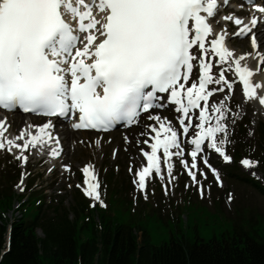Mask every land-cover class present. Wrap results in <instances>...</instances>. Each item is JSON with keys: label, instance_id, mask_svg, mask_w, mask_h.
Returning <instances> with one entry per match:
<instances>
[{"label": "snow or ice", "instance_id": "6c2138e0", "mask_svg": "<svg viewBox=\"0 0 264 264\" xmlns=\"http://www.w3.org/2000/svg\"><path fill=\"white\" fill-rule=\"evenodd\" d=\"M218 6L219 0H0V109L72 117L74 129L97 132L138 124L147 114L153 123L145 125L147 131L141 135L146 138L138 143L149 150L140 148V163L135 171L129 167L138 190L146 189L153 173L165 179L162 162L170 184L175 179L174 157L195 184L200 185L197 173L206 178L198 167L200 159L219 181L203 153L212 149L225 162L232 160L225 147L231 114L227 101L236 82L226 73L238 77L247 101L258 100L262 106L264 95L258 90L264 82H254V71L242 64L245 55L234 57L225 44L229 35L251 34V45L257 48L253 29L261 18L252 16L245 22L225 15L223 19L238 30L216 33L208 19L215 18ZM257 10L264 13V7ZM257 55L264 63V55ZM226 90L228 95L215 99ZM165 100L179 114L178 126L156 111ZM195 109L199 112L194 123ZM54 127L48 119L8 137L6 118L0 119V150L15 149V158L27 163L30 148H48L52 142L56 147L49 149L50 155L59 157L62 148ZM94 143L101 145V139ZM185 144L191 146L187 153ZM240 163L245 168L258 165L248 158ZM64 168L70 170L68 165ZM81 172L86 187H77L106 207L94 166L87 164ZM25 175L16 186L21 192ZM200 191L203 195L202 186Z\"/></svg>", "mask_w": 264, "mask_h": 264}, {"label": "rangeland", "instance_id": "374dc122", "mask_svg": "<svg viewBox=\"0 0 264 264\" xmlns=\"http://www.w3.org/2000/svg\"><path fill=\"white\" fill-rule=\"evenodd\" d=\"M235 4L239 8L244 7L240 0H233L226 7L225 12L221 11L215 19H220V15L229 14ZM241 14L245 15V10H242ZM236 29L237 27L232 23V28H229L230 32H234ZM239 39H245L248 46L249 36ZM230 48L237 49V46L230 43ZM252 64H256V57L252 60ZM258 70H264V64L258 67ZM232 75L235 77L233 81L236 83L230 94L231 98L227 101L231 114L227 120L229 142L225 145L227 154L232 157V160L225 162L212 149H206L203 153L211 166L217 170L219 181L200 159L198 167L206 174V178L197 173L200 185L195 184L179 163L178 158L174 157L173 176L175 179H172L170 184L166 166L162 162L165 179L161 180L153 173V178L146 179V189L138 190L133 183L134 177L129 172V167L135 171L140 163L141 143L138 141H141L144 136L139 135V130L143 122H148L147 114L140 118L138 124L108 133L99 134L90 131L83 134L75 130L77 132L75 137L78 139L81 149L74 159L71 158L70 151L64 153L68 155L69 159L67 164L70 166V170L68 171H62L59 164L49 168L46 159L36 160L29 157L27 163H23L15 158L13 152L7 150H0V164L10 163L11 166L8 170L16 172L17 169H21L22 173L26 174L22 185L24 191L21 192L16 187V192L24 196L29 194L31 198L46 196L45 211L47 213H53V209L58 205L72 207L74 203H77L75 194L78 192L92 207V210L87 214L88 218L96 217L97 221L101 218L106 223L142 226L149 231L151 242L154 245L170 240L172 233L179 237L186 235L192 239L197 235L203 239L214 237L221 239L228 233H231V237L235 238H245L248 234L259 239L260 236H264V195L256 186L264 185V170L260 158L254 152L258 148L261 150L264 146V113L258 114V107L254 100L247 101L243 109V93L237 83L238 77L232 72L226 73L229 79ZM226 94H229L227 90ZM162 110L178 126L171 104L166 105ZM7 113H15L20 117V120H16L15 123L10 121L9 116V120L6 121L13 135H18L31 118L42 120V117L32 114ZM45 119L48 120V118ZM60 121L63 120L58 122ZM193 121L195 122V119ZM64 122L70 124L68 120ZM38 124L35 123V125ZM125 130L133 136L132 141L127 143H125L123 134ZM97 138L101 139L99 146L94 143ZM188 138L183 137L185 141ZM114 150L115 155H113ZM190 150L191 146L185 144L186 153ZM160 154L162 156V153ZM244 157L257 161L258 165L255 168H245L240 163ZM185 158L191 159L187 155ZM87 164L95 166L100 184L98 191L106 207L84 195L83 187L85 186H83L81 169ZM77 185L83 187H77ZM201 186L203 195L200 191ZM229 194L232 195L230 201ZM20 204H15L17 210L15 215H19V217L23 214L22 210H18ZM93 204L95 206H92ZM37 205L38 200L32 198V204L23 206V209L33 216ZM11 215L14 213L11 212ZM70 217L73 218L74 214L71 213ZM236 224L242 228L245 234L242 236L234 234ZM93 225L92 221L88 223L83 231L85 237L93 235ZM38 234L39 236L44 235L41 229L38 230Z\"/></svg>", "mask_w": 264, "mask_h": 264}, {"label": "trees", "instance_id": "16d2710c", "mask_svg": "<svg viewBox=\"0 0 264 264\" xmlns=\"http://www.w3.org/2000/svg\"><path fill=\"white\" fill-rule=\"evenodd\" d=\"M262 149L254 154L264 170V146ZM10 166L0 164V264H264V236L235 238L228 233L221 239L198 235L192 239L172 233L170 240L154 245L142 226L88 218L92 207L78 192L77 203L58 205L53 213L45 211L46 196L32 197L38 200L32 216L23 209L32 204L31 196L16 192L22 171L8 170ZM256 187L264 195V185ZM16 203H21L20 217L15 215ZM90 221L93 235L85 237L83 231ZM40 229L43 236L38 234ZM234 234L245 233L236 224Z\"/></svg>", "mask_w": 264, "mask_h": 264}, {"label": "bare ground", "instance_id": "6f19581e", "mask_svg": "<svg viewBox=\"0 0 264 264\" xmlns=\"http://www.w3.org/2000/svg\"><path fill=\"white\" fill-rule=\"evenodd\" d=\"M222 7H223L222 0H219V6L217 8L219 13H220V10H222ZM224 8H223V10H224ZM241 13H242V10L238 7L237 4H235L234 8H232L230 10L229 14L220 15L219 16L220 19L212 18L211 19V21H212L211 27H212L213 31L216 32V33H221L224 30H227V32L229 34H231V33H235L238 30V29H236L234 32H230L229 28H232V22L231 21H225L223 19V17L225 15H233L235 17H240L245 22H247V21L250 20V18L252 16H259L260 14H262V13L256 11L254 6L251 7V8H246L245 15H242ZM216 17H217V15H216ZM233 25H234V23H233ZM256 29H253V32L257 31V39H258L259 48H255L254 49L252 47L250 38H249V43H248V46H247V42L245 41V39H239V38H242L244 36L236 37L234 35H229L228 37H226V46L231 51H233L234 57H239L241 55H245V60L242 61V64H245L250 70L254 71V76L252 77L254 82H264V70H261V71L258 70L259 56L257 55V53H259L260 55L264 54V22L259 27H257ZM230 43L233 44V45H236L237 49L230 48ZM255 57H257L256 58V64L253 65L252 64V60H254ZM213 59H215V58H213ZM218 67L219 66H217V69H214V71H218ZM230 79L233 81L235 79V77L232 75ZM242 93H243V91H242ZM258 93L260 95H264V88L259 89ZM165 95H167V94H165ZM165 95H162V97H164ZM225 95H228V94H226V92L223 93V94L217 93L216 96H215V99L216 100L222 99ZM242 100H243L242 107L244 109L245 104L247 102V100L245 99L244 95H243V99ZM254 101H255V103H256V105L258 107L257 108L258 114L264 113V106L260 105L258 100H254ZM163 103H164V107L166 105H170L169 103L166 102V100L163 101ZM162 108L158 109L157 112L162 117H167L168 118L167 114L162 110ZM171 108H172V110L174 111V113H175V115L177 117L179 114L175 112V108H174L173 104H171ZM198 112H199L198 109H195L192 112V119H195V122H198V120H197ZM8 116L10 117V121H14V123L16 122V120H18V121L20 120L19 115L15 114V113H6L4 115H0V119H3L4 117H7V119L9 120ZM168 119L171 120L173 122V124H176V122L173 119H170V118H168ZM59 120L60 119H54L53 120V123L55 125V127L53 129V135L56 136V134H58V136H56V137L60 141L59 147L62 148V152H61L60 156L59 157H52L50 155L49 149L51 147H56V145L54 143H52V142H49V147L48 148H30L25 154L28 155L30 158H34L36 160L46 159L49 168H52L56 164H59L60 169L62 171H66L65 168H64V165H68L67 162H68L69 159H68V155L64 154V153H66V151H70L72 153L71 158L74 159V157L76 156L77 152L80 151L81 146L79 144L78 139H76V137H75V134L77 132L75 131L76 129H74L72 127V123L73 122H71L69 124L68 122H64L65 120L58 122ZM45 121H46V119L43 118V117H42V120H40V121H39V118L38 119L31 118V120L26 123V125H25V127L23 129H25L27 125H35V123H39L38 125H41ZM149 123H153V122L152 121L143 122V124H142V126H141V128L139 130V135H141L142 132H146L147 131V129L145 128V125L149 124ZM6 126H7L8 130L5 133V135L8 136V137H15L16 135H13L11 133V130L8 128V124L7 123H6ZM77 131L78 132H82L83 134H87V133H89L92 130H88V131L77 130ZM92 132L93 133H97L95 131H92ZM99 134H102V132H99ZM123 134H124V137L128 138V141H132L133 136L129 135L126 130L123 132ZM188 137H189L188 139L191 138L190 136H188ZM145 138L146 137L142 138L141 141L143 139H145ZM150 142H154V141H150ZM142 147L145 150H149L147 145L141 144V148ZM16 152H17V150L14 149L13 153H16ZM139 154H140V158H141L142 154L140 153V151H139ZM161 166H162V164H161ZM162 168H163V166H162ZM94 169H95V166H94Z\"/></svg>", "mask_w": 264, "mask_h": 264}]
</instances>
